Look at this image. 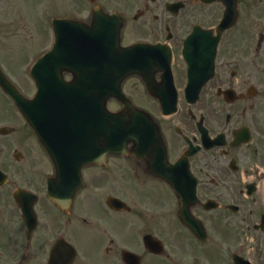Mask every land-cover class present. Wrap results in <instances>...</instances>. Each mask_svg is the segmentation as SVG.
<instances>
[{
  "label": "flooded vegetation",
  "instance_id": "af4514ba",
  "mask_svg": "<svg viewBox=\"0 0 264 264\" xmlns=\"http://www.w3.org/2000/svg\"><path fill=\"white\" fill-rule=\"evenodd\" d=\"M172 2L183 5L169 12L167 7ZM238 2L236 21L221 33L226 5L220 0H140L134 13L129 0H75L72 10L54 8L52 12H76L77 19L86 23L93 22L98 10L118 14L123 23L124 46L134 42L126 43L124 36L131 20L139 23L146 19V35L136 40L171 47L178 111L165 116L161 99L149 92L141 78L137 106L154 115L167 163L174 174L183 176H175V185H170L154 169L163 166L161 162L133 155L109 156L105 164L84 170L85 185L76 191L67 208L66 202L57 204L48 196V181L55 177L56 169L46 150H42L46 167L41 170L14 172L1 165L9 181L0 184V264H204L207 251L193 254L187 245L188 241L211 242L203 216L223 212L233 219L236 216L230 214L238 213L232 207L242 211L247 201H252L250 214L258 219L252 228L263 232L264 208L261 211L258 196L264 193V0ZM56 16L50 18L51 26L55 18L73 17L68 13ZM186 41L188 59L196 64L190 69L183 58ZM189 72L199 83L203 79L196 104L183 98ZM155 76L157 93L170 94L162 72ZM179 161L182 163L177 165ZM189 173L197 181L200 200L191 211L209 233L206 242L181 222L177 186L187 188ZM18 191L31 192L37 198L17 196ZM161 193L169 195L167 212L159 209ZM108 197L124 201L126 209H112L107 205ZM139 202H147L148 207L143 203L136 209ZM228 226L224 230L233 238L235 233ZM170 230L175 239L185 240L182 245L171 244L163 252L147 247V240L167 243L165 234L172 235ZM122 234L126 239H120ZM80 240L88 247L92 243L93 249L82 247ZM247 254L254 264H264L262 249L261 262ZM228 257L226 260L221 252L220 264L235 263L233 251L229 250Z\"/></svg>",
  "mask_w": 264,
  "mask_h": 264
},
{
  "label": "rangeland",
  "instance_id": "374dc122",
  "mask_svg": "<svg viewBox=\"0 0 264 264\" xmlns=\"http://www.w3.org/2000/svg\"><path fill=\"white\" fill-rule=\"evenodd\" d=\"M74 1L75 0H0V58L3 66L7 70L5 71L27 95H30L35 87L34 82L32 80L30 81L29 76L26 75L28 69L35 56L38 55L36 53L39 51L42 52L46 47H49L53 39L51 34H47V32L44 31L42 25L44 26V24L48 22L50 15L62 13L52 12L56 11L54 8L66 7L72 10ZM129 7L131 12L134 13L136 9L140 7V0H129ZM44 9L45 11L47 9L48 12H41ZM260 9H262V6H260ZM145 20L146 19L141 20L139 23H133L134 21L131 20L124 32L126 43L135 41L134 39L139 38V36L146 35L147 28L144 26ZM140 84L141 80L137 77L129 79L126 84L128 85L126 86V91L135 96L136 103L140 102V97L137 92V89L140 92ZM112 107L117 108L118 105L112 104ZM6 125L14 127L15 131L9 136L0 137L1 165L5 168L7 167L11 171H25L29 169L41 170L45 168L46 156L44 152L41 150V147L38 148L36 143L37 140H35L24 118L18 110L13 107L10 99L6 97L0 88V127ZM16 152H21L23 154V158L20 161L15 157ZM112 168L117 167L113 166ZM103 193H105L104 190ZM136 199L138 198H135V200ZM158 200L160 202L159 209L167 212L169 209L166 208V206L170 204L169 195L161 193ZM258 201L260 209L263 211L264 193L258 196ZM143 203L144 202L136 203V209ZM146 203L147 202L144 203V206L148 207ZM251 208H253L252 201H247V207L243 208L240 213L230 214L231 216H236L233 219H230L229 216L223 212L220 214H215L217 212H214L212 213L215 214L214 216L204 215L203 218L205 219L211 235V242L200 244L195 241V243L186 241L188 251L193 254L197 251H207L209 256H204V264H220L221 252L226 254V260H229V250L235 249L240 243H244L245 245L247 243L249 244V246L246 245L247 253L249 252V255L256 262L260 261L259 250L262 248L261 243L264 242V233L253 230L252 224L258 219L255 214L253 216L250 214ZM217 219L220 220L217 221ZM222 221L225 222V225ZM227 224H229L228 228L231 233H235L233 238L226 234L228 231L224 230ZM170 232L173 236L165 234L167 237V245L170 246L174 243L182 245L184 243L185 240H181V238L175 239L176 235H174V231L170 230ZM178 232L180 233V231ZM90 237L93 238L94 236L91 234ZM120 239H126V234H122ZM79 243L82 247L87 248L88 251L90 249L92 250L94 247L92 243H89L88 247L84 240H80ZM182 247L185 248L184 245ZM247 253L246 255H248Z\"/></svg>",
  "mask_w": 264,
  "mask_h": 264
},
{
  "label": "water",
  "instance_id": "95a60500",
  "mask_svg": "<svg viewBox=\"0 0 264 264\" xmlns=\"http://www.w3.org/2000/svg\"><path fill=\"white\" fill-rule=\"evenodd\" d=\"M72 25H70L71 27ZM75 27V26H74ZM71 29L73 31V33L77 32L76 29ZM66 33V32H64ZM68 35H73V34H69ZM67 34H61L59 36L58 42L55 46V49L53 50V52H51L49 55H47L46 57H44V59H42L40 61V63H42L44 60H46L47 58L49 59H53L55 58L56 61H58L59 57H64L65 58V62H63V64L61 65V71L64 70H70L74 67L77 66V141L79 144L78 147L80 146V141L83 144L84 140L83 138L88 136V131H89V127L86 125V123H84V119H83V114L85 112L86 109H84L86 106L80 104L82 102V100L79 99V96H83V98L85 100H90L89 97H91L92 95L90 94V90H94L95 92H98V97H97V102H98V108L97 111H99L100 114H103V107L100 104L102 101V95L101 93H105L106 90H108L107 88L109 86H111L112 83H114L116 81V78H110L108 76L107 71H112V74L114 73V69L118 66V63H107V64H101V62H95L93 61L92 57H77V48H76V41L77 39L75 37H69L67 36ZM119 40V39H118ZM136 49L135 48H130L127 49L126 51V55H124V60L121 62L120 67L121 69H119L118 73H120L121 78H124L125 76L129 75L130 73H132L134 70H136V66L139 63V59H138V53L135 52ZM118 52H121V50H118ZM74 57V58H73ZM59 67V65H58ZM57 67V68H58ZM108 68V69H106ZM104 69V70H103ZM112 77V76H111ZM35 78L39 84V92L37 95V102L40 103L44 98L48 97V93H47V89H48V81L45 80L43 75H40V72L38 71L35 75ZM54 81L52 79H50V83H53ZM8 83V82H7ZM9 84V83H8ZM7 85V84H6ZM8 89H10L9 85ZM120 87V84H119ZM49 88L54 89L53 86H49ZM80 90L82 91L80 93ZM112 92H108L107 95V99L109 97V95ZM15 98L17 99L18 103L20 106H22L23 108V112L26 115H29V109L27 108L26 103L24 102V100L19 97L18 95H14ZM50 97H57L59 98V96L57 95H51ZM36 102V103H37ZM106 104V101H105ZM130 113L129 115H125L123 114L126 118H124L122 116V114H113L111 115V118L113 119V124L112 126H110L108 128L106 122L104 123V135L102 136H95V140L98 139L99 137L103 138V140L105 139H110L112 141H120L121 139H125V142H130V141H134L135 143H137V140L134 138V136L136 135H132L131 132H135L136 128L139 126V118L137 116V112L135 110H133V108H130ZM41 110V109H40ZM105 118H101L98 117L96 118V121H102ZM158 133V132H157ZM127 139V140H126ZM100 142V141H99ZM91 142V140L89 139L86 143H84L82 145L81 150L78 148L77 149V154L78 153H84V155L86 157H88L90 155V151L88 149H85V147L87 145H89ZM110 149V148H109ZM110 151H113L112 149H110ZM90 161V160H88ZM83 166V165H82ZM81 165L78 166V170L80 171Z\"/></svg>",
  "mask_w": 264,
  "mask_h": 264
}]
</instances>
